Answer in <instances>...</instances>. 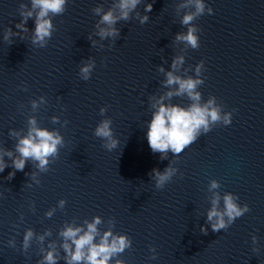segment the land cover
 <instances>
[{
  "label": "water",
  "instance_id": "water-1",
  "mask_svg": "<svg viewBox=\"0 0 264 264\" xmlns=\"http://www.w3.org/2000/svg\"><path fill=\"white\" fill-rule=\"evenodd\" d=\"M181 2L143 0L137 11L147 14L149 22L141 25L133 13L132 20L118 22L120 38L104 40L100 48L89 39L100 40L94 35L100 17L92 9L103 5L108 10L113 0H68L66 11L52 18L55 31L47 47L37 48L31 43L34 18L22 39L13 37L11 45L4 40L8 27L21 31L15 27L23 19L19 6L30 7L31 0H0V147L14 149L17 140L10 130L26 134L30 116L41 127L59 130L65 141L49 171L39 174V185L26 175L37 171L31 161L11 180V166L0 173V264H38L42 259L43 245L36 240L23 251L28 228L37 234L51 229L47 247L50 241L62 242L59 232L66 222L79 226L95 216L102 217L101 233L112 228L133 241L111 264L116 259L126 264H264V0H205L214 14L194 22L201 29V46L186 53L181 52L184 44L175 42L177 33L187 31L180 22L187 9L176 12ZM147 3H153L150 13L144 12ZM179 54L186 56L183 67L190 68L180 75L195 77L196 65L205 61V83L198 89L202 102L217 97L233 120L202 134L178 158L169 152L161 160L147 140L151 97L168 90L158 66L171 70ZM89 58L96 66L85 81L80 68ZM41 96L47 104L34 112L31 101ZM171 103L187 107L191 101L173 97ZM53 116L60 123H53ZM105 118L112 119L120 141L113 151L94 135ZM171 160L180 171L157 189L149 173L163 171ZM213 179L220 182L221 195H239L241 206L247 203L251 211L227 231L213 232L208 225L204 235L200 227L211 207ZM61 199L67 201L63 209ZM52 208L56 212L49 218ZM12 239L15 247L9 245ZM152 246L157 259H151ZM59 254L65 255L62 249Z\"/></svg>",
  "mask_w": 264,
  "mask_h": 264
},
{
  "label": "clouds",
  "instance_id": "clouds-1",
  "mask_svg": "<svg viewBox=\"0 0 264 264\" xmlns=\"http://www.w3.org/2000/svg\"><path fill=\"white\" fill-rule=\"evenodd\" d=\"M142 2L143 0H113L108 10H105L103 5L93 8V13L100 17L94 32V35L98 36L100 40L97 41L90 36L92 46L95 47L99 44L100 48H104L105 45L101 42L109 38L115 43L121 35V30L117 27L118 22L132 20L133 13L141 25L148 23L150 17L137 11ZM67 4L68 0H31L30 7L28 4L21 3L19 14L23 19L15 25L21 31L13 32L12 28L8 27L4 34V40L11 45L14 43L13 37L19 36L22 39L21 33L29 32L26 27L28 20L34 18L36 26L32 31L31 43L37 48L47 47L55 31L52 18L62 15L66 11ZM186 9L187 11L184 12L180 22L183 26H187V31L179 32L175 36L177 45L184 44L182 53H186L188 48L194 50L200 48L198 33L201 29L194 22L205 13L214 14V9L206 5L205 0H182L176 6L177 15ZM152 10L153 3H147L144 12L150 13ZM185 62L186 56L179 54L172 59L171 70L166 71L163 66H158V71L165 74L166 78L162 84L168 90L159 96L151 97V107L154 111L148 123L147 140L152 152L159 153L161 160L168 159L169 152L178 158L202 134L209 133L213 127L219 124L231 125L233 120V113L224 112V105L218 103L217 97L210 96L206 102H202V93L198 89L205 83L203 77L205 61L201 60L196 65L195 77L179 74L181 71L187 73L190 70V68L183 67ZM95 66V59L89 58L88 62L80 68V77L85 81L89 80ZM24 90L26 91L27 88ZM185 96L191 101L187 107L171 103L173 97ZM44 104H47V99L41 96L38 100L31 101L32 110L38 111ZM107 110L106 107L101 108L100 114L103 116ZM52 122L60 123V117L53 116ZM67 123L64 121L65 125ZM112 123L111 118H105L94 130V135L104 141L102 146L108 151H113L120 145L119 139L115 137ZM9 135L17 142L14 149L0 147V173L11 166L14 170L7 177L8 180H11L16 171H24L26 164L31 161L37 171L26 173V175H30L31 180L39 185L41 183L38 178L39 174L49 171L50 164L59 156L60 147L65 143L64 137L59 130L41 127L36 116L29 117L26 134H23V129L19 131L12 129ZM5 157L9 158L11 164L5 160ZM175 163V160H171L163 171L153 169L149 173L151 179L155 181L157 189H164L180 171L173 166ZM180 175L183 177V173ZM220 187V182L215 179L209 184L208 190L212 193L211 207L207 211L206 224L200 227V232L204 235L208 234V225L211 226L213 232L227 231L238 218L251 211L247 203L241 206L239 195L231 192L221 195L218 191ZM66 203V200L61 199L58 204L59 208L63 209ZM55 212L56 208H52L46 213V216L51 218ZM102 222L101 216H95L90 222L85 220L79 226L74 222H66L59 232L62 242L53 240L48 242L47 247H44V244L46 238L52 236L51 229L46 230L43 234H37L34 229L28 228L23 237V251L27 252L33 240H36L40 245H43L40 249L43 254L42 259L38 264H58L61 259L66 264H111L114 257H118L126 249L132 247L133 241L127 234L114 233L112 228L101 233L98 226ZM111 223L114 228L115 220L112 219ZM252 242L254 245L258 244L259 238L253 235ZM9 245L15 247V239L10 240ZM61 249L65 253L63 257L59 254ZM258 250L254 249V251ZM151 252L153 254L151 259H157L158 253L155 246L151 247ZM115 264H126V261L116 259Z\"/></svg>",
  "mask_w": 264,
  "mask_h": 264
}]
</instances>
